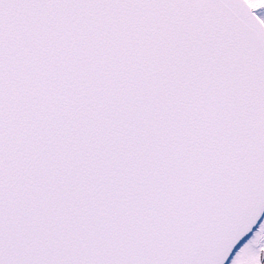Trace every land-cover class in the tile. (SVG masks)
I'll list each match as a JSON object with an SVG mask.
<instances>
[{"label": "snow or ice", "instance_id": "6c2138e0", "mask_svg": "<svg viewBox=\"0 0 264 264\" xmlns=\"http://www.w3.org/2000/svg\"><path fill=\"white\" fill-rule=\"evenodd\" d=\"M0 264H264V0H0Z\"/></svg>", "mask_w": 264, "mask_h": 264}]
</instances>
